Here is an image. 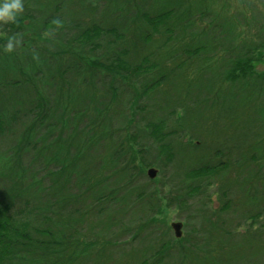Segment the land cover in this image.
Wrapping results in <instances>:
<instances>
[{
    "label": "trees",
    "instance_id": "trees-1",
    "mask_svg": "<svg viewBox=\"0 0 264 264\" xmlns=\"http://www.w3.org/2000/svg\"><path fill=\"white\" fill-rule=\"evenodd\" d=\"M31 1L33 0H22V3L31 5ZM62 1H65L66 6L70 5V10L66 14L68 17L58 8ZM100 2L112 15L119 13L117 7L113 10L110 0H82L74 10H71V5L74 7L76 0H51V4L46 5L45 12L51 19L46 20L47 18L43 17L45 13L40 15L27 13L24 16L31 21L25 24L23 22L25 17L18 14L12 26L3 27L8 35L5 38L0 37V94L6 97L3 98L4 102L0 100V146L6 147V150L0 151V183L2 184V187L0 186V264H32L33 262L34 264H112L115 259L117 264H134L136 261H139L137 264H227L230 257L227 249L213 255L206 252L202 255L182 254L177 260L173 257L174 253L171 255L173 252L171 250L170 262L166 263L165 257L168 255H165V252L169 249L171 240L159 243V240L153 239L157 233L154 230H159L158 226H154L159 205L154 203V191L150 190L151 178L147 175L149 179L139 183L133 175L136 173L139 177L145 175L143 166L153 168L158 165L163 170L167 169V180L172 184L170 192H180L182 198L178 199V204H181V207L186 206L189 200L196 197L195 193L201 190L202 186L213 184L210 182L211 176L225 171L231 163L239 165L241 160L244 161L249 176L254 173L264 174V160H259V164L256 162L255 146L263 137H260V129L257 130L256 124L250 123L248 131L237 138L241 131L240 127L244 129L245 127L242 124L235 125L234 131H231L235 141H222L221 138L227 135L236 122L237 108L228 100L218 107H216L217 102L213 106L212 87L207 92L209 97L198 99L205 108L204 111H199L196 117L190 119V124L184 122L186 118L175 119L174 124L178 121L181 123V131L180 125L177 126V130L172 127L173 129L165 131V119L154 113H160L161 110L154 109L152 92L157 93L173 84L174 78H181L182 73L186 72L185 67L158 61L160 54L158 55L157 50L147 49L145 45L152 40L154 34L140 31L138 25L133 29L138 30L140 35H137L136 39L129 38L128 47L114 52L109 48L106 50L111 53L109 64L102 65L97 62L98 60L90 59L98 56L95 54L89 57L90 62L83 64L81 61L85 55L83 47L90 50L98 49L95 48L98 44L94 38L88 41L85 37L92 38L95 31L100 33L102 29L95 23L92 28L82 29L84 24L80 25L79 22L74 21V18L90 7L92 12H95L99 5L95 3ZM125 2V9L128 6L130 12L133 11L135 14L133 16L135 24L143 18L152 25L154 32H158L159 24L164 20L166 23L172 15L177 14L178 18L182 15L181 12L172 9L151 16L143 12L145 2L138 3L137 0H125ZM136 3L140 5L139 13L134 9ZM55 11L59 12L52 18L50 13ZM183 14L185 16L186 11ZM174 18L176 19L173 17L172 21ZM65 22L80 30L76 35L77 46L69 49L66 46L68 43L57 42V48L53 45L56 49L51 50V27H59V24L63 25ZM187 25L193 29L191 20L187 21ZM60 27L62 30L63 26ZM119 27L114 22L105 30L114 40V42L111 40L106 42L107 46L120 40ZM14 29L16 33L13 37L11 32ZM216 29H213V40L217 33ZM232 29L230 32L226 29L227 35L219 40V44L217 42L218 45L225 47L224 52H226V56L221 59L224 66L221 65L224 72L219 76L221 84L224 81H242L249 76L251 70L247 62L249 58L246 56L248 48L245 44L234 48L232 42L236 44L237 35L234 26ZM261 33L262 37L264 32ZM203 34L209 39L212 37V31H203ZM203 34H196L200 39L198 42L200 49L195 51L197 54L209 50V46L201 40L205 36ZM29 35L32 37L31 40L39 39L36 46H32L30 42L25 43ZM123 36L125 40V34ZM9 37H12V44L15 40H20V45L13 44L11 50H7L5 45ZM43 44L46 46L41 47ZM164 54L170 57L167 51H164ZM206 58L204 57L205 60ZM60 59L65 60L64 65L60 66L58 63ZM69 69L72 73H68ZM262 75L261 78L249 81L260 99L264 96V74ZM190 91L187 96L186 93L184 95L193 99L189 94ZM148 95L146 102L142 98ZM142 103L145 105L142 106ZM119 104H124L125 107L120 115L117 111ZM176 106L171 113L170 111L164 113L167 119L174 115L177 108H180L179 102L178 104L176 102ZM212 106L213 112L210 114L207 111L212 109ZM146 108L148 114L142 117L140 113ZM187 112L188 116H191L192 112ZM74 116L81 118V122L80 124L73 122L75 130H78L68 135L69 139L71 137L73 139L63 142L60 133L53 139V127L61 122L62 126L65 124L68 128ZM116 121L121 132L110 128L113 125L114 128L116 127ZM124 125L128 128L123 130ZM106 128L107 130L104 131ZM84 130L93 132V136H89L88 141H84L85 145L82 144L85 139ZM178 132L184 136L183 142L174 146L172 141H166L165 138ZM97 136L98 140L95 142ZM142 138L149 140L151 146H147ZM88 143L89 146L86 145ZM93 146L99 147L101 152H95L93 148L91 150ZM202 150L207 152L205 159L199 154L200 161L196 164H188L183 158L187 151L201 153ZM175 152L177 159L181 161L174 160ZM138 154L142 155V165L137 164ZM87 155L91 156L88 160ZM162 159L163 161L166 159V162L163 163ZM88 162L92 165L87 166ZM254 163L258 166L256 170ZM42 169L47 170L49 176L41 177ZM109 170L114 172L112 177H100L102 172ZM87 173L91 175L86 176ZM117 177L121 183L116 190L107 192L109 183ZM174 177L178 188L174 185ZM250 179L252 180L253 176ZM86 184L87 186L84 187ZM256 184L253 183L255 186ZM74 185H77V188ZM118 192L129 193V196L123 197L129 208L125 207L126 212L124 208L119 212L121 215L124 213L122 216L111 210L112 204L120 202V199H117ZM226 193L228 194V191L222 194L228 198ZM246 197L247 200L255 203L256 210L252 213L245 212L240 217L247 218L249 215L250 219H256L261 214L264 215V207H262L264 188L256 187L254 191L247 192ZM227 198L223 210L229 207ZM201 204L196 208L203 206L204 202ZM138 206L142 210L139 214H142L140 218L142 223H145L143 226L139 220H136L139 215L136 211L133 212V207L138 209ZM202 208L200 215L203 213L209 217L207 209ZM127 212L129 216H125ZM129 217L135 222L129 221ZM125 221L130 223L126 224ZM221 224L227 222L223 221ZM115 228H120V237L127 236L121 245H129L130 249L127 248L125 251L120 249L121 245H119L118 248L114 247L116 250L111 256H105L107 250H112L113 246L118 244L115 237L109 239V233ZM151 230L154 236L152 232L150 233ZM218 231L221 235L223 233L227 235L224 229L218 228ZM149 234L152 235L147 236ZM258 236L264 237L263 225L239 235L251 248L261 249L262 244L254 243ZM147 240L149 245H146ZM262 243L264 250V240ZM142 247L144 249L141 250L143 251L141 258L136 260V255H139ZM132 252L131 259L128 254Z\"/></svg>",
    "mask_w": 264,
    "mask_h": 264
},
{
    "label": "rangeland",
    "instance_id": "rangeland-1",
    "mask_svg": "<svg viewBox=\"0 0 264 264\" xmlns=\"http://www.w3.org/2000/svg\"><path fill=\"white\" fill-rule=\"evenodd\" d=\"M59 1V0H56ZM82 0H76V4L71 5V10L79 4L78 2ZM138 3L145 2V7H143L144 11L151 16L157 15L158 13H161L165 10H172L174 9L175 12H181L182 15L180 17H177V14L172 15V17L165 22H162L158 26V32H154V29L152 25L148 24L143 18L141 21H139L137 24H135V19L133 16V11L130 12V8L126 6L125 9V0H110V3H112L113 10L114 7H117V13L116 15H112L111 12L106 11V8H104V4L102 5V2L95 3V5L99 4L95 12H92V8L90 7L87 11L80 14L79 16H75L76 22H79L80 25L84 24V27L82 29L92 28L93 24L95 23L96 26H100L102 31L97 33L95 31V35L91 37H85L86 40L90 41L94 38V41L98 44V49H89L87 47H83L84 49V56L81 58V61L83 64H87L89 60V57H92V55L95 54L98 55L95 58H90L92 60H98L97 62L101 63L102 65L109 64V60L111 57V53H108L109 51H106L108 48L112 50L111 52H114L115 50H122L124 47H128V39L132 38L136 39L137 35H140V32L134 31L133 28H136L137 26L140 31H146L147 34H154L152 36V40L147 42L145 45H147V49L157 50L158 55L160 54V58L158 61L164 64H170L172 66L180 64L181 67H185V73H182L181 78L176 77L174 78V83L171 85H168V87L163 88L161 91L159 90L157 93L152 92V104L154 106L155 110H161L159 112H154L156 114H159L161 116V119H165V125L164 130L169 131V129H175L178 128L177 126L181 123L178 121V123H175V119L179 120L186 118L184 122H188L190 124L189 120L196 117L199 111L205 110L201 102H198V99H204L209 97V94L207 96V92L213 87V106L214 103L217 102L216 107L220 106L223 102H226V100L231 101L233 106H236L237 113L235 114L236 122L231 126L230 130L228 131L227 135L222 137V141L224 140H234L231 136V131L234 129L235 125L242 124L245 129L240 127L238 137L240 138L243 134H245L250 127V123L253 125L256 124L257 130L260 129L262 139L257 142V145L255 146L257 149V163L259 164V160H264V96L260 97L256 95V90L253 86H251L249 81H253L255 78H261L264 74V35L261 37V32H264V0H137ZM134 6V9L136 12H140V5ZM23 4V3H22ZM34 4V5H32ZM51 4V0H33L31 1V5L29 4H23V10L19 13V15H27V13H31L32 15H40L41 13H45L47 11L46 5ZM88 4V3H87ZM60 7L59 10L66 15L68 14V11L70 10V5L66 6L65 1H62L59 3ZM86 5V4H84ZM102 7V10H101ZM120 9V10H119ZM32 10V11H29ZM101 10V11H100ZM34 11V12H33ZM186 11V15L184 16V12ZM59 12V11H58ZM57 11L50 13L51 17L55 16V14L58 13ZM135 12V13H136ZM180 13V14H181ZM163 14V12L161 13ZM43 15V14H42ZM137 15V14H136ZM67 16V15H66ZM25 17V16H24ZM44 18H47L48 20L50 18L49 14L45 13L43 15ZM68 17V16H67ZM174 18V21H172V18ZM106 18L107 20H105ZM30 18H23V22L26 24L27 22H30ZM51 19V18H50ZM191 20L193 23V29L189 28L187 25V21ZM13 22V21H12ZM12 22L8 23H0V37L5 38L7 37L8 33L4 30L3 27H10L12 26ZM115 22L116 25H119V38L120 40H116L114 44L106 45L109 40L113 41V36L109 34L107 31V28L109 26H112V24ZM145 24V26L142 27V25ZM63 26L62 30L60 29ZM232 26L235 28V33L237 35V41L236 44L234 42L233 45L234 48L237 47V45H243L245 44L248 49H246V56L249 63L250 73H249V79L248 77L245 78L242 81H224L221 84V81H219V76L223 74L224 72V66L223 62H221L222 57L226 56V52H224L225 47L223 45H218L219 40L224 39V35H227L226 29L228 31H232ZM55 27V26H54ZM51 27V50H55L57 48V42L58 43H68L66 46L68 48H75V45L77 46V39L76 35L79 34V28H76L75 26H72L70 23H66L63 25L59 24V27ZM95 27V26H94ZM105 27V28H104ZM217 28L215 31L216 36L215 40H213V29ZM81 29V27H80ZM122 29V31H121ZM225 29V30H223ZM96 30V29H94ZM261 30V31H260ZM204 32H210L212 31V37L207 38L206 33ZM160 32V33H159ZM13 37L16 33L15 29L13 30ZM125 34V40L123 34ZM202 33L205 35L201 40L205 42V45L207 44L209 46V50L207 51H201V53L195 52L196 49L199 48L198 43L200 39L196 36V34ZM142 34V33H141ZM210 35V34H209ZM30 37V35H29ZM27 38L26 44L29 42L32 44V46H36V44L39 43V39L33 38L35 40H31L32 37ZM169 37V38H168ZM261 37V38H260ZM168 40V42H167ZM171 41V42H170ZM33 42V43H32ZM130 42V41H129ZM143 43V40H141ZM218 42V44H217ZM20 40L14 41V46L20 45ZM12 44V45H13ZM159 44V45H158ZM55 45L56 48L53 47ZM132 45V44H131ZM144 45V43H143ZM144 45V46H145ZM206 45V46H207ZM46 44H43L41 47H45ZM133 46V45H132ZM116 47V48H115ZM158 48V49H157ZM67 49V47L65 48ZM127 49V48H125ZM248 50V51H247ZM164 51H167V53L170 55V57L166 54H164ZM63 58H66L65 56H62ZM126 57V56H125ZM204 57H207L206 60ZM71 58V57H70ZM130 58V57H129ZM128 58V59H129ZM131 59V58H130ZM156 63L157 58L155 59ZM58 63L61 65L65 64L64 59H60ZM206 63V64H204ZM223 67H222V66ZM225 66L226 63H224ZM205 71V72H204ZM67 72V71H66ZM68 73H72L71 69H69ZM204 73V75H203ZM121 74H119L120 76ZM122 78V77H121ZM124 82H126L124 80ZM131 82V81H129ZM41 84V83H40ZM42 85V84H41ZM40 86V85H38ZM202 86V88H201ZM260 88V86L258 87ZM200 89V90H199ZM191 90V91H190ZM199 90V91H197ZM54 91V89H53ZM190 91V95L192 97H186L188 92ZM86 95V91L84 90ZM186 93V96L184 95ZM151 95V94H149ZM148 96L145 98H142L148 101ZM29 96V94H28ZM201 96V97H200ZM6 98L5 96H1L0 94V100L4 102ZM20 98V96H19ZM255 98L256 101H253ZM125 99V98H124ZM253 101V102H252ZM145 102V103H146ZM176 102L179 107L177 108L176 112L173 116L169 117L167 119V116L165 115L167 111L172 112V110H175ZM77 103V102H76ZM145 103H142V106L145 105ZM78 104V103H77ZM213 106L212 109H209L207 112L212 113L213 112ZM124 104H119L117 106L118 115L121 114V112L124 110ZM148 108L144 110V112H141L140 115L142 117H145V115L148 114ZM191 111V116H188V112ZM165 113V114H164ZM78 115V114H77ZM67 118V116H65ZM75 117V118H74ZM71 120V124L68 128L65 127V124L62 126V123L60 122L58 126H54V135L53 139H55L60 133L61 139L63 142L67 140H72L73 137L70 139L68 138V135L75 130L73 122L79 123L81 122V118L78 116H74ZM182 117V118H181ZM187 117L189 119H187ZM75 119V120H74ZM119 119H122L119 117ZM191 121V120H190ZM209 123V121H208ZM116 127L114 128V125L110 127L112 130L121 132L120 126L118 125V121L115 122ZM122 124V123H121ZM82 125V124H81ZM128 128V126H122V129ZM107 130L104 129V131ZM177 130V129H176ZM179 130L181 131V125L179 126ZM178 130V131H179ZM86 131L84 134L85 139L82 141V144H84V141H88L89 136H93L91 131ZM227 131V130H226ZM234 131V130H233ZM80 132V131H79ZM121 134V133H120ZM235 135V134H234ZM96 136V135H94ZM246 136V135H245ZM183 135H180V133L173 134L171 136H168L166 141H172V145L176 146L177 143L183 142ZM94 138V137H92ZM235 138V139H237ZM97 142L98 136L95 138ZM144 139L143 142L147 146H151V142L149 140ZM201 141V140H199ZM235 141V140H234ZM243 142V141H241ZM81 144V145H82ZM89 146V143L86 144ZM95 146L91 147V150L95 152H101L99 147L94 148ZM6 150V147L0 146V151ZM137 151V150H136ZM199 154L203 156L205 159V155L207 154L206 150H202L201 153L198 152H191L187 151L186 155H184V159H186L188 164L198 163L200 161ZM165 156V155H164ZM181 156V155H178ZM90 155H87V160L90 159ZM137 164L142 165L141 158L142 155H137ZM166 157V156H165ZM175 157V159H174ZM173 159L176 160V162L181 161L177 159L176 152L174 154ZM154 158V156H153ZM168 159V157H166ZM162 162H166L163 161ZM90 164L89 162L87 163ZM244 161H240L239 165L230 164V167H228L225 171H220L221 173L217 175L211 176L210 182L213 183L210 186H202V189L199 190L196 194V197L194 199L189 200V204L186 206H182L181 204H178V199H181V193L175 191L172 193L171 187L172 184H170L167 180V169L163 170V168L156 165L153 167L157 170V175L154 178H151L150 182V190L154 191L155 200L154 203L158 206L159 210L158 213L155 215L156 223L154 226H158L159 230H154L157 233H154L151 230L153 234V239L159 240V243L164 240H171L169 243V249L166 250L165 255H168L165 257V262L169 263V252L172 250L173 252L171 255H173L174 259H178L179 256L182 254L184 255H191L192 253L196 254H204L206 253H213L220 252L221 250L227 249L230 253L229 261L227 264H264V250L262 249V241L264 240V237L261 236V238L258 236L257 240H254V243H260V248H251L248 243L241 239L239 235H243L245 232H248L252 230L253 228H259L261 225L264 226V215H260L256 219H250L249 215L247 218L240 217L241 214L248 212L252 213L256 210V205L254 202L247 200V192H250L251 190L254 191L257 188H264V174H252L249 176V171L247 166H245ZM92 165V164H90ZM158 167V168H157ZM89 170L90 167H88ZM258 166L256 163H254V170H256ZM150 167L143 166L144 174L142 177L136 176L138 173L134 174L133 177H135V180L139 183H144L146 179H149L147 176V172L149 171ZM88 171V170H87ZM90 172V171H89ZM42 175L41 177H46L47 170L40 172ZM170 173V171H169ZM114 174L113 170L105 171L100 174V177H112ZM91 175L89 173L86 174V176ZM253 176V179L251 180L250 177ZM77 179V177H75ZM97 179V177H96ZM134 179V178H133ZM176 177L173 178L174 185L176 188L177 185L175 184ZM50 180V178L48 179ZM249 180V181H247ZM136 182V184H138ZM178 182V181H177ZM176 182V183H177ZM256 182V186L253 185V183ZM121 183L119 178L117 177L114 181H111L109 183V187H107V192H110L111 190H116L117 186ZM142 185V184H141ZM0 186L2 187V184L0 183ZM84 185V187H86ZM74 187L77 188V185ZM73 188V189H76ZM226 191H228V198L223 196ZM256 193V192H255ZM117 199H120L119 203L112 204V209L115 214L118 213L119 216H122L124 213H119L124 208V212H126V208L128 207L127 204L124 202L123 197L129 196V193L121 194L118 192ZM226 198L229 199L228 208L223 210V207L226 202ZM247 200V201H246ZM201 202H204L203 206L196 208L197 206L202 205ZM204 207L209 212V217L203 215H200V210H203ZM262 207H264V201L262 203ZM261 207V208H262ZM129 208V207H128ZM260 208V209H261ZM259 209V207H258ZM132 210V209H131ZM136 211V214L139 215V217L136 220H139V223L142 224V226L145 223H142V219L140 218L142 216L140 206H138V209L136 207H133V212ZM211 215V217H210ZM252 215V214H250ZM125 216H129L128 212L125 213ZM130 221H134L131 217L128 218ZM227 222V224H221L223 221ZM129 221H125L126 224H129ZM129 222V223H128ZM135 222V221H134ZM174 223H181V228L179 229L180 235H176L175 229L173 227ZM49 226V225H48ZM51 226V225H50ZM218 228L226 230V236L225 233L222 235L219 234ZM210 229V232L208 230ZM208 232V233H207ZM206 233V234H205ZM110 234V240L115 237L117 239V242L115 246H113V249L107 250V253L105 256H108L116 250L115 248H118L119 245H121V242H125V239L127 236H121L120 228H115ZM152 234H149L147 236H150ZM238 236V238H237ZM120 237V238H119ZM129 237V236H128ZM119 238V239H118ZM158 242V241H156ZM145 244V243H144ZM146 245H149L148 240L146 241ZM115 247V248H114ZM148 247V246H146ZM130 249L129 245H121L120 249ZM144 248H140L139 255L137 256L136 260H140L141 254ZM52 255V253H51ZM130 258L133 256L132 254H128ZM55 257V256H53ZM132 259V258H131ZM173 259V260H174ZM114 260V259H113ZM139 261L134 262V264H137ZM34 264V262L32 263ZM112 264H117V259L114 260Z\"/></svg>",
    "mask_w": 264,
    "mask_h": 264
},
{
    "label": "clouds",
    "instance_id": "clouds-1",
    "mask_svg": "<svg viewBox=\"0 0 264 264\" xmlns=\"http://www.w3.org/2000/svg\"><path fill=\"white\" fill-rule=\"evenodd\" d=\"M22 10V0H0V23L14 21ZM12 42V37H9L5 45L7 50H11Z\"/></svg>",
    "mask_w": 264,
    "mask_h": 264
},
{
    "label": "water",
    "instance_id": "water-1",
    "mask_svg": "<svg viewBox=\"0 0 264 264\" xmlns=\"http://www.w3.org/2000/svg\"><path fill=\"white\" fill-rule=\"evenodd\" d=\"M156 175H157V170L156 169H154V168L149 169L148 176L150 178H154ZM181 226H182L181 223H174L173 224V227L175 229V233H176L177 236L180 235L179 229L181 228Z\"/></svg>",
    "mask_w": 264,
    "mask_h": 264
}]
</instances>
